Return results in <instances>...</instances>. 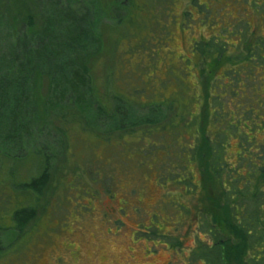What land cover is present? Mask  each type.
<instances>
[{
    "label": "rangeland",
    "instance_id": "rangeland-1",
    "mask_svg": "<svg viewBox=\"0 0 264 264\" xmlns=\"http://www.w3.org/2000/svg\"><path fill=\"white\" fill-rule=\"evenodd\" d=\"M24 2L36 13L51 12L49 30L62 57L50 78L55 88L41 81L47 103L28 111L33 118L25 119L24 135L14 143L5 130L0 135V154L27 161L0 164V264H205L194 252L199 239L214 247L217 232L201 225L200 202L224 199L198 166L196 132L205 110L206 130L220 146L216 158L227 175L248 172L242 159L264 162V0ZM0 8L5 53L27 32L17 22L26 13L9 0ZM87 14L92 31L82 35L80 51L94 50L98 36L104 41L101 60L90 63L98 87H106L113 68L114 92L138 104H123L119 122L102 117L88 97L82 106L88 132L68 137L58 130L61 116L43 106L49 108L59 92L60 66L73 70L69 34L74 19L89 23ZM123 22L128 34L118 37L126 31ZM137 120L157 126L141 142L138 133L116 130ZM33 155L48 160L51 182L36 203L35 220L19 234L13 215L31 203L17 185L38 176L28 161ZM62 168L79 174H61ZM189 172L197 188L186 183Z\"/></svg>",
    "mask_w": 264,
    "mask_h": 264
},
{
    "label": "trees",
    "instance_id": "trees-1",
    "mask_svg": "<svg viewBox=\"0 0 264 264\" xmlns=\"http://www.w3.org/2000/svg\"><path fill=\"white\" fill-rule=\"evenodd\" d=\"M9 1L26 13V16L23 15L24 20L17 22H22V25H25L27 29L25 35L20 37L19 43L17 41L12 49L5 53L0 51V135L5 130L9 140L14 143L28 129L25 119L32 121L33 116L29 115L28 111L38 108L44 101L47 103V98L40 96L38 88L41 87V81H45L46 84L48 82L47 86L50 89L55 88L56 82L50 78L55 76L54 67L57 66V60L62 55L58 53L57 46L55 47L56 39H53L49 30L51 28L49 13L51 12L40 10L36 13L29 2H24V0ZM261 9L264 11V4ZM87 16L90 18L87 20L89 23L84 22L86 19H74L73 26L75 28L69 34V41L73 44L72 49L75 54L73 70L70 72L64 65L60 66L59 92H57L56 98L50 101L49 108L46 105L43 106L45 113L54 110L61 116L58 130L68 137L78 131L88 132L82 119L84 115L82 106L88 97L99 105V113L102 117L108 115L119 122V113L123 104H138L127 101L116 91L114 92L115 87L111 80L114 76L113 68L107 75L106 87H98V79L93 78L90 67L92 61L101 60L104 41L98 36L94 50L87 53L80 51L81 39L83 36L87 37L84 32L86 29L92 31L91 17L89 14ZM2 22L0 17V25ZM123 24L124 22L120 26ZM123 28L126 31L124 34L120 32L118 37L128 34L127 28L124 26ZM116 45H119V41L116 42ZM244 48L246 54H253L249 47L245 46ZM248 58L250 56L245 57V59ZM217 64H219L218 60ZM112 103H117L115 109H110L109 106ZM40 108L42 107L40 106ZM69 110L74 113L69 114L71 111L67 113ZM204 111L200 115L199 131L196 132L197 144L194 147V155L199 163L198 166L208 172L211 184L220 191L222 196L220 198L224 200L216 201L217 197L210 196L207 198V204L200 202V223L203 227L208 228L210 234L216 230L217 235L213 234L217 240L214 241L215 246L209 248L203 240L199 239V249L194 254H200L201 260H204L205 264H264V162L260 163L259 157L257 162L253 159L252 161L242 159V166L246 165L248 168L247 173L242 175L225 174V165L216 158L220 146L210 138L206 130L208 118ZM77 112L78 114H76ZM2 123L6 129L2 128ZM154 123L156 122L151 120L141 122L137 120L129 125L121 124L116 130L122 132V135L128 134L129 136H136L138 133L141 135V142L150 133L148 131L150 127L157 128L156 125H153ZM172 123L173 121L157 130L164 131ZM102 140L110 142L111 139L103 138ZM260 155H264V149L261 150ZM32 157L28 161L32 160L37 165L38 176L31 178L29 182L17 185L25 197L30 196L31 203L25 207L20 206L13 215L14 228L19 234H23L28 225L35 220L38 212L36 203L44 195L51 182L48 160L39 155ZM4 162L15 165L27 161H19V158L13 154H0V164ZM65 169L69 170L70 168H62L61 174H65ZM72 170L77 177L79 173L75 169L69 171ZM174 173L178 174L179 168H176ZM171 176L172 180L177 177L173 174ZM224 176L225 178H223ZM186 179H189L186 183L197 188L190 183V172ZM205 186V191L209 192L210 185L205 183Z\"/></svg>",
    "mask_w": 264,
    "mask_h": 264
}]
</instances>
